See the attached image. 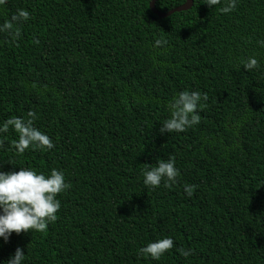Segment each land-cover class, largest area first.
<instances>
[{
  "label": "trees",
  "instance_id": "obj_1",
  "mask_svg": "<svg viewBox=\"0 0 264 264\" xmlns=\"http://www.w3.org/2000/svg\"><path fill=\"white\" fill-rule=\"evenodd\" d=\"M150 1L0 6V24L30 13L19 37L0 32V122L31 110L54 143L17 154L10 128L0 171L56 168L71 185L46 231L0 239V261L20 247L23 264H264V0H238L228 14L193 0L165 18ZM252 55L259 67L246 71L239 60ZM183 90L207 93L201 122L161 134ZM168 156L176 182L145 186L142 169ZM185 184L195 185L191 197ZM167 236L174 247L160 260L137 254Z\"/></svg>",
  "mask_w": 264,
  "mask_h": 264
},
{
  "label": "clouds",
  "instance_id": "obj_2",
  "mask_svg": "<svg viewBox=\"0 0 264 264\" xmlns=\"http://www.w3.org/2000/svg\"><path fill=\"white\" fill-rule=\"evenodd\" d=\"M5 2L6 0H0V6ZM203 3L210 8L221 5L219 11L228 14L235 10L238 0H203ZM29 18L28 10L19 9L16 14L0 24V32L19 37L20 31L16 25L26 22ZM161 43V40H156L154 47ZM256 44L264 48V39H258ZM239 64L246 71L259 67V61L254 55L240 58ZM207 100V93L198 90H183L176 93L167 105L169 117L163 121L160 133H180L197 126L201 122L199 110L205 107ZM36 119L37 114L29 110L27 118L11 116L0 122V134L8 133L10 128L16 133L17 138L12 141L11 147L17 154H23L30 147L43 151L54 147L51 138L34 126ZM4 139L7 137L4 136ZM175 164L176 161L171 156L166 160L157 158L154 166L142 169L143 184L156 188L163 182L164 187H170L180 175ZM70 187L64 172L56 168L47 174L30 166L20 167L19 171L14 172L0 171V239L7 242L14 232L20 234L28 233L30 230L46 231L48 225L56 221L57 212L61 208L58 195ZM183 189L185 194L191 197L195 185L185 184ZM173 247V238L167 236L147 243L138 249L137 254L152 260H160ZM176 250L186 258L192 254L191 249ZM24 260V251L17 247L9 259L0 261V264H23Z\"/></svg>",
  "mask_w": 264,
  "mask_h": 264
},
{
  "label": "water",
  "instance_id": "obj_3",
  "mask_svg": "<svg viewBox=\"0 0 264 264\" xmlns=\"http://www.w3.org/2000/svg\"><path fill=\"white\" fill-rule=\"evenodd\" d=\"M156 2H157V0H151L149 3V6H150L151 11L153 12V14L157 18H165V17L170 16L171 14H173L175 12L187 10V9L191 8L193 5V0H185V2L183 4L178 5V6L172 8L166 12H162L156 8Z\"/></svg>",
  "mask_w": 264,
  "mask_h": 264
}]
</instances>
